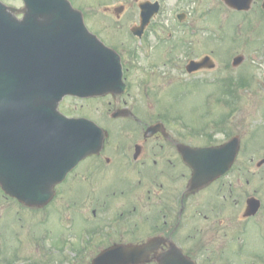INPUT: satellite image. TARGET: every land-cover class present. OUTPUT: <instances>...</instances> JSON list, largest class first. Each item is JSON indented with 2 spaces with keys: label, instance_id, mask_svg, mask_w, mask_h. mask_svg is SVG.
I'll return each mask as SVG.
<instances>
[{
  "label": "flooded vegetation",
  "instance_id": "obj_1",
  "mask_svg": "<svg viewBox=\"0 0 264 264\" xmlns=\"http://www.w3.org/2000/svg\"><path fill=\"white\" fill-rule=\"evenodd\" d=\"M114 1L103 5V12L112 19H93L90 13L88 20L124 58L126 91L114 98L105 96L115 108L126 109L120 118L124 120L122 131L109 132L104 148L81 161L44 207L19 211L10 205L3 211L0 195V264H89L114 242L141 244L150 239V260L140 264H159L173 245L195 264H213L209 263L208 232L219 233L225 223L233 224L232 213L241 208V169L235 183L227 182L232 202L227 203L222 176L189 191L191 169L178 147L181 143L196 145L192 138L171 129L146 135V128L157 123V117L141 114L140 92L149 81L157 84V74L148 73V66L147 78L136 74L137 68L131 66L137 58L131 37L122 42L119 33L101 31L137 25L140 0ZM128 12L131 18L124 19ZM154 24L157 28V21ZM148 33L151 30H145L142 39H149ZM115 40L122 43L121 48ZM114 220L125 226L121 239H110L118 231ZM145 220L150 221L147 227Z\"/></svg>",
  "mask_w": 264,
  "mask_h": 264
},
{
  "label": "water",
  "instance_id": "obj_2",
  "mask_svg": "<svg viewBox=\"0 0 264 264\" xmlns=\"http://www.w3.org/2000/svg\"><path fill=\"white\" fill-rule=\"evenodd\" d=\"M225 1L247 9L251 0ZM24 2L22 20L12 14L15 9L0 2V184L10 195L32 203L44 202L52 183L76 163L80 152L100 144V130L96 133L95 125L65 119L57 112L59 99L64 94L119 92L121 72L118 60L87 32L79 13L72 15L66 0ZM209 60L191 62L189 68L207 62L213 67ZM241 60L242 56L236 57L234 65ZM93 137L96 139L87 144ZM237 150V139L211 152L209 148L190 150L193 182L208 181L226 171ZM210 155L222 160L220 169L208 173ZM258 206V200L249 199L246 214L254 213ZM114 249L100 254L94 263L114 259L107 257L116 253ZM124 249L130 256L140 250Z\"/></svg>",
  "mask_w": 264,
  "mask_h": 264
},
{
  "label": "rangeland",
  "instance_id": "obj_3",
  "mask_svg": "<svg viewBox=\"0 0 264 264\" xmlns=\"http://www.w3.org/2000/svg\"><path fill=\"white\" fill-rule=\"evenodd\" d=\"M2 1L17 7L22 5L21 0ZM76 1H82L81 5L84 9L91 7L89 14H94L93 19H109L108 16L102 17L100 16L102 14H95L101 10L97 8V1L106 0ZM261 2L262 0H252L248 10L236 11L224 4V0H164L165 5L157 18V33L164 37L167 36L168 30H172L174 36L170 43L154 40L157 47H153L154 51L148 60L157 63V84L149 81L151 102L144 106L142 112L140 111L147 118H154L156 115L157 118L168 117L166 122L169 121L170 128L184 129L190 125L193 127L191 134L194 135L189 136L197 143H203L204 140L207 142L208 139L219 141L238 134L241 149L234 172L223 179L226 182L224 190H229L228 180L235 183L237 170L241 169L242 196L246 192L255 191V195L263 200V207L257 218H264V163L260 167L257 166V163L264 159V11L260 6ZM91 4H94V7L90 6ZM182 9L185 10L187 22L180 25L177 24L175 14ZM128 18H131L130 12L124 17V19ZM154 30H156L155 27ZM101 31L103 33L117 32L122 41L129 40L124 27L102 28ZM218 36L222 40L218 39ZM182 37L188 42L186 44L188 48L194 49L193 57L209 54L216 62L215 69L198 73L193 84H188L186 88L179 85L183 82H179L178 79L182 78L178 76L179 70L191 54H189L190 51L186 53L184 50L173 47V44L180 41ZM115 42L122 46L119 40ZM140 53L138 50V61L144 64L139 66L141 68L137 69L136 74L143 79L147 76L142 67H145L147 62L143 60L144 57ZM237 54H242L244 58L238 66L234 67L231 61ZM170 57L175 59L172 60L173 63L169 62ZM233 77L235 79L241 77L244 79L242 84H248L244 85V89H240V95L232 88L226 87L227 81L229 82ZM203 78L208 83L196 84ZM187 79L191 78L187 77ZM214 80H216L215 83ZM155 91H157V105L153 102ZM211 93L220 96L219 99L222 98V101L220 102L216 95L213 96ZM235 93L237 100L232 105ZM207 96L209 97L206 98ZM207 99H210L208 106ZM111 108L112 104H109L105 98L78 101L66 99L60 105V109L67 113L86 114L100 124L106 123V119L109 120L103 111ZM218 122L225 123L226 129L218 130ZM119 123L123 124V122ZM215 123L216 126L213 128ZM7 202L9 203H3L2 210H9L11 203L20 211H30L9 200ZM232 215L235 214L232 213ZM145 223L147 227L150 221L145 220ZM200 223L202 224V221ZM114 224L118 231L110 239H121L120 234L125 226H122L119 220H114ZM241 228L245 229L238 233L241 235V241L236 238L230 239L234 235L231 225H226V228L221 231L223 235L220 231L219 233H213L211 230L208 232L210 235L209 263L264 264L262 261L264 236H260L264 234V231L258 232L256 221L251 220L246 224L242 222ZM224 231L230 238L224 236ZM254 234L256 237L253 239ZM212 237H214L213 241H211Z\"/></svg>",
  "mask_w": 264,
  "mask_h": 264
}]
</instances>
